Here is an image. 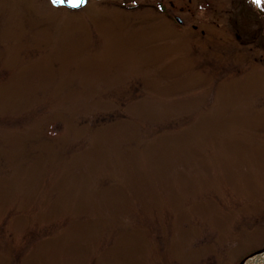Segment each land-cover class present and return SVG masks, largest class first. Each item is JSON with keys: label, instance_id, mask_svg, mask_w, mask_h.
I'll return each mask as SVG.
<instances>
[{"label": "rangeland", "instance_id": "1", "mask_svg": "<svg viewBox=\"0 0 264 264\" xmlns=\"http://www.w3.org/2000/svg\"><path fill=\"white\" fill-rule=\"evenodd\" d=\"M254 4L0 0V264H237L264 246Z\"/></svg>", "mask_w": 264, "mask_h": 264}, {"label": "flooded vegetation", "instance_id": "2", "mask_svg": "<svg viewBox=\"0 0 264 264\" xmlns=\"http://www.w3.org/2000/svg\"><path fill=\"white\" fill-rule=\"evenodd\" d=\"M247 2H249V0H247ZM257 8V18H256V24H253L255 27V33L254 34H250L248 35L250 37V39H254L256 42L255 44L252 42V45H255V51H260V55H262V50H264V3L261 4V6H257L256 4H254ZM249 24V21L248 23ZM215 26L216 28L219 26V23L215 22ZM203 33V31H201ZM255 57H257L256 55H254ZM263 58V57H260Z\"/></svg>", "mask_w": 264, "mask_h": 264}, {"label": "water", "instance_id": "3", "mask_svg": "<svg viewBox=\"0 0 264 264\" xmlns=\"http://www.w3.org/2000/svg\"><path fill=\"white\" fill-rule=\"evenodd\" d=\"M238 264H264V246L244 256Z\"/></svg>", "mask_w": 264, "mask_h": 264}, {"label": "snow or ice", "instance_id": "4", "mask_svg": "<svg viewBox=\"0 0 264 264\" xmlns=\"http://www.w3.org/2000/svg\"><path fill=\"white\" fill-rule=\"evenodd\" d=\"M53 3H59L61 0H52ZM66 2H70L72 4H76L79 2H83V0H66ZM253 2L259 7L262 3H264V0H253Z\"/></svg>", "mask_w": 264, "mask_h": 264}]
</instances>
